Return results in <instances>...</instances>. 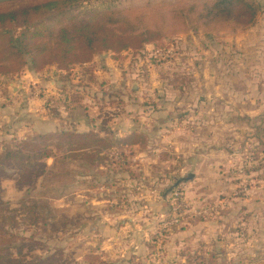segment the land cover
Masks as SVG:
<instances>
[{"label":"rangeland","instance_id":"374dc122","mask_svg":"<svg viewBox=\"0 0 264 264\" xmlns=\"http://www.w3.org/2000/svg\"><path fill=\"white\" fill-rule=\"evenodd\" d=\"M26 1L3 2L0 9L17 7ZM43 1L46 0L35 2ZM163 1L171 0H88L64 10L69 9L73 14H96ZM59 10L44 8L40 17L48 20L58 16ZM222 31L205 34L190 30L154 44L148 43L149 48H145L148 45L145 44L143 51L152 47L171 46L174 49L171 58L156 60V64L151 61L155 59H146L154 64L150 73L155 78H160L161 73L168 74L160 86L170 88L172 92H159L163 98L157 97L155 91L139 95L129 86L136 83L129 81L124 91L115 90L113 106L98 104L90 113L101 122L112 121H109L112 123L110 130L122 135L126 132L120 130V121H129L136 133L151 135L157 127V135L152 136L150 148L145 152L142 151L144 139H137L140 143L135 144V148L121 146L122 153L118 147H112L104 151L105 160H95L89 165L79 154L68 156L62 142L61 148L54 147L59 141L53 140L54 156L46 160V172L30 186L17 184L18 170L6 166L0 179V213L17 212L21 218L13 227L9 222L7 227L14 234L0 237L5 239L1 245L10 247L20 261L35 264L41 259H45L44 264H264V247H260L264 243V222L258 237L249 220L253 210L260 209L257 213H261L260 218L264 221V109L253 116V123L245 125V136L237 133L234 139L224 138L226 130L218 122L222 116L220 62L219 59L215 62L212 74L208 62L211 49L217 50V44H211L213 48L209 39H218ZM190 34L195 41L193 44L187 39L179 43L176 40L180 35ZM119 54L114 56L120 59ZM137 54L144 59V55ZM218 55L217 50L212 56L217 60ZM96 57L98 55L89 62ZM89 62L78 72H72L71 79L63 83L66 89H72L70 93L79 83L77 76L91 75ZM52 66L45 64L34 69L27 63L13 75H0V151L16 141L48 133L37 131L48 130V114H60L52 106H62V96L59 92L48 93ZM95 82L94 79L90 83ZM96 92L100 95L99 90ZM95 100L101 101L99 96L91 95V103ZM160 100H177L179 104L156 120L150 119L149 110L153 115L160 109L157 104ZM84 110L90 109L86 106ZM77 111L80 109L69 113L74 115ZM32 125L37 126V131L24 128ZM187 132L193 135L188 139L189 143L202 145L209 152L197 163L205 165L208 160L223 163L212 171L198 172L213 180L208 184V196L190 197L188 189L184 188L192 171L190 166L182 165L181 160L191 155L179 156L172 140ZM195 139H200V143ZM221 146L224 155H217ZM226 148L231 150L230 154H226ZM153 158L157 162H150ZM181 178L186 180L179 182ZM22 202L35 204V208L28 214L21 207ZM253 203L261 207L254 209ZM203 209L207 212H201ZM231 216L233 220H230ZM220 217L225 219L226 225L217 220ZM247 217L248 221L245 220ZM175 218L177 222L173 221ZM196 220L215 222L218 238L213 242L216 247L211 243L209 245L213 247H206L204 243L195 246L189 243V235L184 232L180 236L173 234ZM105 221L112 226L116 224L117 233L106 236L96 233L95 227L98 229V224L103 225ZM143 222L152 225V230L142 229ZM136 225L138 230L131 237L132 230L129 229ZM227 234L233 238L229 244H225ZM221 236L222 244L219 243ZM132 239L136 244L131 243Z\"/></svg>","mask_w":264,"mask_h":264},{"label":"trees","instance_id":"16d2710c","mask_svg":"<svg viewBox=\"0 0 264 264\" xmlns=\"http://www.w3.org/2000/svg\"><path fill=\"white\" fill-rule=\"evenodd\" d=\"M7 1L23 0H0V3ZM35 1L27 0L20 6L0 9V75H13L27 63L34 69L48 64L61 71L60 78L66 82L71 79L74 66L83 65L103 52L131 51L143 56L145 44L190 30L205 34L246 30L260 10L256 0H171L96 14H73L64 8L88 0ZM44 8L61 10L58 16L44 20L40 17ZM107 94V101L114 102L115 92ZM69 96L72 101L79 97L76 89ZM141 137L142 134L135 131L124 137L75 129H60L54 134L38 133L0 151V179L5 167L9 166L18 170L17 184H35L47 170L46 160L54 156L53 140L59 141L54 145L56 148L62 147L60 142L66 146L68 156L79 154L92 165L95 160H105L104 151L118 147L123 153L121 146L130 149L131 145L140 143L137 139ZM21 207L29 214L35 204L22 202ZM18 218L21 214L17 212L0 213L1 238L14 234L7 225L11 222L13 227ZM2 240L5 239H0V264H35L15 258L10 247L1 245ZM44 260L39 264H44Z\"/></svg>","mask_w":264,"mask_h":264},{"label":"crops","instance_id":"0c3cea01","mask_svg":"<svg viewBox=\"0 0 264 264\" xmlns=\"http://www.w3.org/2000/svg\"><path fill=\"white\" fill-rule=\"evenodd\" d=\"M257 2L259 3L260 10L256 16L254 23L249 28L242 31H222L219 33L217 37L218 39H209V41H211L209 44H217V47L215 48L219 51V55L217 56L218 58L216 60V57H213L212 55L215 54L217 50L214 51V49H211V57H209L208 62L210 64V74L213 73V66L215 65V62L218 61V59L220 62V92L222 116L220 117V121L218 122H220L221 128L223 130H226V133H224V138L227 140L237 137V133L245 136V125L253 123L252 120L255 118L253 116L261 112L260 110L264 109V0H257ZM185 39H187L190 44H193L195 42L191 34L186 36L180 35L176 40L179 43V41H183ZM149 47L150 44L145 46V48ZM212 47L214 48V46ZM114 55L115 54L111 52H104L99 54L98 57L89 62L92 68L90 73L91 75L89 77L85 74L81 75V77L77 76L80 85L78 84L75 87L79 95L76 101L70 100L69 95L71 90L66 89L65 85L63 84L64 82L61 80L59 75L61 71L59 72L55 66H52V78L50 77L51 79H49L48 81L50 85L48 93L56 94L57 92H59L60 96H62V106L57 105L58 107L56 108L51 105L53 108H55L56 111L59 110L60 114L57 116L48 114V130L46 131H37L36 125L30 126V128L28 126L24 128H27L28 130H36L37 132L48 131V133L52 134L56 133L60 129H75L79 132L92 130L98 132L100 135H110L111 133H114L119 137L131 134L134 131V127L132 128V124L130 125L129 121L127 123L121 121L119 122L118 126H121L120 130L126 132V135H122L119 132L117 133L116 130H110V126L112 124L110 122L112 121L108 120L101 122V119L92 118L90 113H93L94 108L98 104L103 103L104 105L106 104L109 107L113 106V101H107V93H114L116 92L115 90L119 89L121 91H124V86L125 84H128L129 81L130 83H136V85L130 84L129 86L139 95L143 93L149 94L155 91L157 97L161 98L162 96L163 98V95L158 94L159 92L168 93L172 92V90L170 88L166 89L165 87L161 88L160 86L161 81H163L164 77L168 75L167 73H161L160 78H155V75H152V73H150L151 67L153 68L154 66L152 62L156 64V60H151L152 62L150 63L144 56V59H142L141 56H138V54L132 53L131 51H122L119 54V56H122L120 59L118 58V56L115 57ZM143 65L145 68L143 67ZM82 66L85 65H76L71 69V71L78 72V70H81L83 68ZM139 66H141L142 68L140 69ZM161 66L165 67L162 64ZM94 79L96 80L95 84H91L90 82L92 80L94 81ZM81 81H83V83ZM97 82H100L101 85L99 86ZM97 90H99L100 95L98 92H96ZM93 94H95L96 98H98L99 96V99H101V101L98 102L95 100L91 103L90 96ZM157 104L161 108L153 112V115L151 112L152 110H149L151 113L150 119L154 118L156 120L157 118H159V116H162V114L166 110H172L177 107L179 102H177V100L170 102L160 100ZM209 105L211 107V104H208V106ZM86 106H88V108L90 109L89 111L84 110ZM73 109H80V111H77L78 113H75L73 115V113H69V111H72ZM150 119H148L146 123H148ZM233 129H236L237 132ZM157 130L158 128L156 127L155 133L151 135H149L148 133L144 134L140 132L142 134L141 139H144V148L142 150L143 152L150 148L149 143L153 139L152 136L157 135ZM234 134L236 135L234 136ZM192 136L193 135L191 133L187 132L182 134V136L180 137L177 136L176 138H173L172 140V142L175 143L176 147L178 148L177 151L179 156L182 157L191 155L190 157H183L184 159L181 160L182 165L190 166V170L192 171V174L188 178V181L185 183L184 188L188 189V194L190 197H196L199 196V194H206L208 196V184L213 183V180H209L206 176L203 175L200 176L198 172L208 170L212 171L213 168L215 169L218 166H223V163L221 161L220 163H211L209 160L208 162H205V165H201L203 164V162H200V164L197 163L199 159L201 160L202 158L204 159L205 157H207L209 152L206 151L207 149H204L202 145L189 143L188 139H192ZM199 140L200 139H195L194 141L200 143ZM131 148H135V145H131ZM220 148L221 149L219 150V152H216L217 155H224V153L221 152L222 146ZM65 150L67 151L66 146ZM225 152L226 154H230L231 150H228L226 148ZM150 162L155 163L157 162V160H154L153 158V161ZM181 162L179 163L178 167L181 166ZM251 206L255 207L254 209L261 207L258 203H253ZM253 211L254 213H251V217H249V220L253 222V229L256 235L259 237L262 234L260 230L263 227L264 221L262 216V218H260L261 213H257L261 212L260 209L258 211ZM232 218L233 216L230 217V220H233ZM241 219L243 220V217H241ZM217 220L221 223L223 222L226 225V223L224 222L225 219H221L220 217ZM245 220L248 221V217L245 218ZM214 223L215 222L212 220H196L191 222L189 226L184 230L178 229L176 231V234H173L180 236L181 234H183L182 232H184L185 234L189 235V243H191L192 245L197 246L198 243H204L206 247H213L215 246V243L213 241L215 240V238H218V236H216L217 229L213 225ZM143 224L144 225H142V229L145 227V229L148 231L152 230V225H147V223L144 222ZM114 226L117 227L116 224ZM114 226H112L109 221L103 222V225L99 223L98 229L97 227H95V229L97 230L96 233H99V235L102 236L114 235L118 230V228ZM129 230H132L131 237H134L135 230H138V226L136 225V227ZM141 232V234H143V230ZM225 237V244H229L231 242V239H233L232 237L229 238L228 234L225 235ZM221 238L222 239L219 242L220 244L223 243V236H221ZM262 241L264 242L263 238ZM131 243L136 244V241L132 239ZM131 243H128V245L130 246ZM210 243L213 246H210ZM260 247H264V243L260 245Z\"/></svg>","mask_w":264,"mask_h":264},{"label":"built area","instance_id":"2783aa9c","mask_svg":"<svg viewBox=\"0 0 264 264\" xmlns=\"http://www.w3.org/2000/svg\"><path fill=\"white\" fill-rule=\"evenodd\" d=\"M144 57L148 59H155V60H163L165 58H171L175 51L174 49L169 46V47H152L150 49H146L143 51ZM201 212H207V209H203ZM201 214V213H200ZM177 218H175L173 221L177 222Z\"/></svg>","mask_w":264,"mask_h":264},{"label":"water","instance_id":"95a60500","mask_svg":"<svg viewBox=\"0 0 264 264\" xmlns=\"http://www.w3.org/2000/svg\"><path fill=\"white\" fill-rule=\"evenodd\" d=\"M184 180H186V179H184V178H181V179H179V182H181V181H184Z\"/></svg>","mask_w":264,"mask_h":264}]
</instances>
